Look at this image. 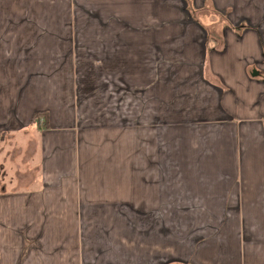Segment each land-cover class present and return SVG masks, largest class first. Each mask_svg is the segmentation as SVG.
<instances>
[{"label": "crops", "instance_id": "crops-1", "mask_svg": "<svg viewBox=\"0 0 264 264\" xmlns=\"http://www.w3.org/2000/svg\"><path fill=\"white\" fill-rule=\"evenodd\" d=\"M0 264H264V0H0Z\"/></svg>", "mask_w": 264, "mask_h": 264}, {"label": "rangeland", "instance_id": "rangeland-1", "mask_svg": "<svg viewBox=\"0 0 264 264\" xmlns=\"http://www.w3.org/2000/svg\"><path fill=\"white\" fill-rule=\"evenodd\" d=\"M44 122H45V121L42 120L41 124H44ZM115 126H116V125H115ZM123 126H124V125H123ZM116 127H117V129L119 130V128H121L122 126H116ZM1 133L3 134V131H2ZM5 135H6V134H5ZM5 135H2V138L5 137ZM30 158H31V159H30ZM23 159H25V154L20 155V156L18 157L17 162L20 163V165H22V164H23ZM30 160H32V162H35L36 160H38V156H37V155H33L32 157H28V159L24 162V164H25L26 166H28ZM18 163H16V164H18ZM14 166H15V163H13V171H14ZM33 175L36 176L37 173H34ZM3 176H4V173H2V177H3Z\"/></svg>", "mask_w": 264, "mask_h": 264}, {"label": "trees", "instance_id": "trees-1", "mask_svg": "<svg viewBox=\"0 0 264 264\" xmlns=\"http://www.w3.org/2000/svg\"><path fill=\"white\" fill-rule=\"evenodd\" d=\"M39 114H41V112L35 113L36 120H38L37 117H40ZM44 124H46V122H44Z\"/></svg>", "mask_w": 264, "mask_h": 264}]
</instances>
